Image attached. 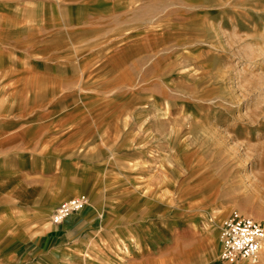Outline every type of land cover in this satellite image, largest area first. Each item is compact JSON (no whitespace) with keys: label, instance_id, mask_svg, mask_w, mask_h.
<instances>
[{"label":"rangeland","instance_id":"1","mask_svg":"<svg viewBox=\"0 0 264 264\" xmlns=\"http://www.w3.org/2000/svg\"><path fill=\"white\" fill-rule=\"evenodd\" d=\"M120 2L69 16L70 54L56 43L55 58L72 63L71 95L59 97L68 111L57 120L74 123L60 146L77 174L55 183L65 193L55 204L85 194L88 205L58 234L48 209L34 212L18 254L33 249L37 261L63 250L59 264H229L220 260L227 217L264 220V166L246 149L264 116L258 128L245 115L256 99L239 84V70L264 71L256 43L264 0ZM260 251L257 263L232 264H264V243Z\"/></svg>","mask_w":264,"mask_h":264},{"label":"crops","instance_id":"2","mask_svg":"<svg viewBox=\"0 0 264 264\" xmlns=\"http://www.w3.org/2000/svg\"><path fill=\"white\" fill-rule=\"evenodd\" d=\"M69 1L74 2L68 7ZM116 7L117 0L90 7L75 0H0V264L61 262L63 250L58 249L55 256L37 261L33 249L18 254L31 238L34 212L48 209L50 215L64 196L55 183L77 174L67 167L60 146L73 138L74 123L57 120L58 113L68 111L67 105L60 108L59 97L71 95L72 63L56 59L55 50L71 53L70 17L75 22L74 16L86 10L102 14ZM58 70L66 85L62 89ZM72 219L58 225L56 233L71 226ZM60 240V235L55 238Z\"/></svg>","mask_w":264,"mask_h":264},{"label":"built area","instance_id":"3","mask_svg":"<svg viewBox=\"0 0 264 264\" xmlns=\"http://www.w3.org/2000/svg\"><path fill=\"white\" fill-rule=\"evenodd\" d=\"M87 203L88 197L85 194L63 200L50 213L49 222L61 225L65 219L87 206ZM227 218L220 231V260L229 264L237 260L257 263L264 243V220L237 213H231Z\"/></svg>","mask_w":264,"mask_h":264},{"label":"bare ground","instance_id":"4","mask_svg":"<svg viewBox=\"0 0 264 264\" xmlns=\"http://www.w3.org/2000/svg\"><path fill=\"white\" fill-rule=\"evenodd\" d=\"M261 34H262L261 37H256V38H258V41L256 40L257 41L256 42L257 44L258 43L259 44H261V43L264 44V33H261ZM250 44H251V42H250ZM250 46H252V45H250ZM252 47L246 48V51L249 50L250 52H253L251 54H254V52L256 53V51ZM259 50L263 52L264 51V46H261L259 48ZM249 51H248V53H249ZM252 68H253V66H252ZM250 71L251 72H249V74H248L249 76L247 75V76L244 77L243 74H245L246 72H248L246 70V68H245V70L244 69L239 70V75H240V82H239V84H240V88H241L240 90H242L241 92H242L243 95L246 94L248 96L255 97V99H256V100L253 99L255 101V108H254V110L253 111H249L245 115L248 116L249 120L252 123H255L256 122L257 123L256 126L259 128V127H261V124H260L261 118L264 116V100H263V102L261 101V99L263 98L262 97L263 94H261V91H260L261 87L264 85V71L262 70L261 71L262 74H259V75L253 74L254 72H253L252 69ZM246 100H247V98H246ZM163 120H165V119H163ZM200 127H202V126H200ZM257 131H259L258 134H257V137H254V138H256V140L258 139V142L256 144H252L251 143V140L253 138V135L250 134L249 135V141L247 143L246 149H248L253 154L254 153L257 154V156L259 157L260 163L264 166V130L263 131L257 130ZM215 133H217V131ZM218 135H221V134H218ZM222 137H220V138H222ZM210 138L212 139V135H210Z\"/></svg>","mask_w":264,"mask_h":264}]
</instances>
